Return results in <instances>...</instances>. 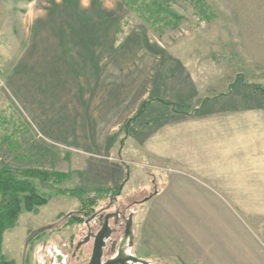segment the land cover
<instances>
[{
    "label": "rangeland",
    "instance_id": "374dc122",
    "mask_svg": "<svg viewBox=\"0 0 264 264\" xmlns=\"http://www.w3.org/2000/svg\"><path fill=\"white\" fill-rule=\"evenodd\" d=\"M204 1L212 19L195 0H172L167 25L126 0H0V169L68 172L62 186L84 188L85 198L125 182L122 202L146 212L143 200L164 182L140 147L154 115L191 111L207 96L221 109L264 104L251 86L264 85L252 49L264 43V0ZM201 70L217 81L189 75ZM32 181L49 201L6 230L3 253L16 264L34 260L36 228L79 207L75 196Z\"/></svg>",
    "mask_w": 264,
    "mask_h": 264
},
{
    "label": "crops",
    "instance_id": "0c3cea01",
    "mask_svg": "<svg viewBox=\"0 0 264 264\" xmlns=\"http://www.w3.org/2000/svg\"><path fill=\"white\" fill-rule=\"evenodd\" d=\"M252 49L254 66H264V43ZM216 104L211 97L191 104L196 114L173 109L146 123L141 151L164 182L136 219L138 238L170 264H264V107Z\"/></svg>",
    "mask_w": 264,
    "mask_h": 264
},
{
    "label": "flooded vegetation",
    "instance_id": "af4514ba",
    "mask_svg": "<svg viewBox=\"0 0 264 264\" xmlns=\"http://www.w3.org/2000/svg\"><path fill=\"white\" fill-rule=\"evenodd\" d=\"M123 183L120 190L98 189L78 199L76 210L36 228L35 258L26 256L24 264H170L144 251L136 227L139 202H122Z\"/></svg>",
    "mask_w": 264,
    "mask_h": 264
},
{
    "label": "trees",
    "instance_id": "16d2710c",
    "mask_svg": "<svg viewBox=\"0 0 264 264\" xmlns=\"http://www.w3.org/2000/svg\"><path fill=\"white\" fill-rule=\"evenodd\" d=\"M172 0H126L127 6L131 10L140 12L141 16L154 24L159 22H167V15L171 14L176 17L166 3ZM196 6L204 19L210 20L213 18V13L209 12L210 7L204 0H195ZM176 23V22H175ZM233 85V83H232ZM251 85V84H250ZM254 91H260L264 95V85L252 84ZM211 97H206L209 99ZM152 100H146L141 105L139 114L144 113L148 103ZM257 107H264V104H259ZM199 108H194L191 111L178 110L177 112L186 113L187 115L196 114ZM133 119V118H132ZM128 127V125L126 126ZM40 178L45 185L55 188L58 193L71 194L76 198L83 200L87 192L80 186L71 188L63 187L64 182L70 181V174L64 171L47 170L43 168H18L4 167L0 169V264H16L13 260H8L3 253V241L6 230L17 225L21 213L25 211H36L40 206L48 203L47 196L39 193L32 179ZM122 184L117 186L120 190Z\"/></svg>",
    "mask_w": 264,
    "mask_h": 264
},
{
    "label": "water",
    "instance_id": "95a60500",
    "mask_svg": "<svg viewBox=\"0 0 264 264\" xmlns=\"http://www.w3.org/2000/svg\"><path fill=\"white\" fill-rule=\"evenodd\" d=\"M157 192H158V188L155 186V190L149 196H147L143 201L149 200Z\"/></svg>",
    "mask_w": 264,
    "mask_h": 264
}]
</instances>
